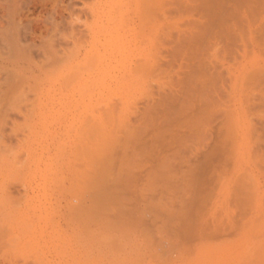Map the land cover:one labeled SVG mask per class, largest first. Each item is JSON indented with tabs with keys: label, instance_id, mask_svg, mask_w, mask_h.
<instances>
[{
	"label": "rangeland",
	"instance_id": "rangeland-1",
	"mask_svg": "<svg viewBox=\"0 0 264 264\" xmlns=\"http://www.w3.org/2000/svg\"><path fill=\"white\" fill-rule=\"evenodd\" d=\"M235 1L0 0V264H264V0Z\"/></svg>",
	"mask_w": 264,
	"mask_h": 264
},
{
	"label": "bare ground",
	"instance_id": "bare-ground-1",
	"mask_svg": "<svg viewBox=\"0 0 264 264\" xmlns=\"http://www.w3.org/2000/svg\"><path fill=\"white\" fill-rule=\"evenodd\" d=\"M237 1V0H236ZM235 1V2H236ZM242 14V13H241ZM245 16V15H244ZM255 72V71H254ZM256 72H257V70H256ZM258 76L260 77V75L258 74ZM250 77V76H249ZM252 79V77L251 78H249L248 80H251ZM247 83V82H246ZM256 96V95H255ZM249 99V98H248ZM228 108V107H227ZM230 109V108H229ZM230 114H231V112H229ZM228 113V114H229ZM229 116V115H228ZM263 117V116H262ZM231 118V117H230ZM182 214H183V212H181ZM182 214H181V216H182ZM180 215V214H179ZM194 216V215H193ZM185 217V216H184ZM187 220V219H186ZM195 226V225H194ZM181 228V227H180ZM194 230V229H193ZM187 232V231H186ZM190 232V231H189ZM187 234V233H186ZM188 235V234H187Z\"/></svg>",
	"mask_w": 264,
	"mask_h": 264
}]
</instances>
